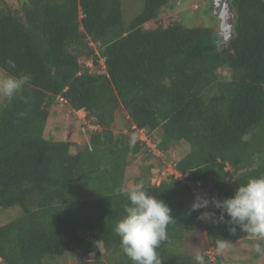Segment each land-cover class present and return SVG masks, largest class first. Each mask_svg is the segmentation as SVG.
I'll use <instances>...</instances> for the list:
<instances>
[{"label": "trees", "instance_id": "trees-1", "mask_svg": "<svg viewBox=\"0 0 264 264\" xmlns=\"http://www.w3.org/2000/svg\"><path fill=\"white\" fill-rule=\"evenodd\" d=\"M178 1L145 0L127 27L121 0H0V69L32 76L0 101V264H132L113 231L131 177L174 217L162 264H195L183 250L198 224L214 252L219 238L250 240L191 205L264 175V0H233L235 36L222 51L212 28L159 17ZM58 103L87 123L52 138ZM183 143L175 173L153 183ZM201 255L223 264L220 253Z\"/></svg>", "mask_w": 264, "mask_h": 264}, {"label": "clouds", "instance_id": "clouds-1", "mask_svg": "<svg viewBox=\"0 0 264 264\" xmlns=\"http://www.w3.org/2000/svg\"><path fill=\"white\" fill-rule=\"evenodd\" d=\"M225 11L226 7L220 17ZM6 63L10 68L16 67L12 60ZM31 79L28 73L0 76V98L12 100ZM126 195L128 203L124 206L125 215L115 222L113 229L120 238L122 254L132 264H162L158 249L168 240L167 229L174 222L170 207L157 196L149 194L143 181L132 185ZM209 207L217 210L219 215L217 211H208ZM191 211H199L198 219L205 222L225 223L230 226L228 231L231 235H236L239 229L256 241L253 244L255 252L264 255V175L250 178L246 184L239 185L233 196L228 198L208 197L207 193L198 195L191 205ZM230 244L231 241L227 239L216 240L218 251L225 250ZM194 261L195 264H206L204 256L199 253L194 256Z\"/></svg>", "mask_w": 264, "mask_h": 264}, {"label": "rangeland", "instance_id": "rangeland-1", "mask_svg": "<svg viewBox=\"0 0 264 264\" xmlns=\"http://www.w3.org/2000/svg\"><path fill=\"white\" fill-rule=\"evenodd\" d=\"M121 5L123 22L124 25L128 27L132 21L144 11L145 0H121ZM213 5L214 4L210 0H186L181 5H176L175 2H171L160 9L159 17L163 18L171 15H178L182 20L183 26L186 28L209 27L216 33L221 24L220 17L216 14L219 13V15H221L222 9L220 7V1L214 7L215 9ZM221 74L226 79L230 77L228 70L221 71ZM4 75L8 74L0 69V76ZM2 99L4 98H0V101ZM60 104L61 103L56 104V111L52 113V117L50 116L47 124L48 131L52 138L54 133L56 136H59L66 130L76 131L79 129L81 123H87L84 113H79L78 116H75L73 113H68L65 107ZM126 119V113L121 111L115 122V125L117 124V129H114L115 132L123 133L120 128L123 126V122ZM188 151L189 148L184 143L171 148L167 155L161 158L164 168H160L162 170L157 172L158 174L153 177V183L159 184L167 174L175 173L172 164L184 157ZM157 154L161 156L159 152ZM138 158L141 159L142 157ZM133 179L134 177H131L128 180L126 187L130 188L133 185ZM10 211L7 214H11ZM197 224L198 223H196L195 226ZM194 228V232L185 239V249L183 250L185 253L191 255H196L198 253L204 254L209 256L211 261H216V254L220 253L223 264H264V255L257 254L253 248V244L256 241L252 239L242 240L223 251L214 252L208 247L206 236L205 234L202 235L200 224ZM67 261L71 262L72 260L68 258Z\"/></svg>", "mask_w": 264, "mask_h": 264}, {"label": "water", "instance_id": "water-1", "mask_svg": "<svg viewBox=\"0 0 264 264\" xmlns=\"http://www.w3.org/2000/svg\"><path fill=\"white\" fill-rule=\"evenodd\" d=\"M24 1V0H23ZM186 0H179L177 5H181ZM226 8L228 18L220 17V26L218 28L217 34L214 36V45L219 51H222L227 45H229L231 39L235 36L234 27L237 20V15L235 13L234 7L231 4V0H227Z\"/></svg>", "mask_w": 264, "mask_h": 264}, {"label": "flooded vegetation", "instance_id": "flooded-vegetation-1", "mask_svg": "<svg viewBox=\"0 0 264 264\" xmlns=\"http://www.w3.org/2000/svg\"><path fill=\"white\" fill-rule=\"evenodd\" d=\"M214 5H213V8L218 4V2L220 1V7L222 9V11L224 10V8L226 7V4H227V0H210ZM232 3H233V0H232ZM231 3V4H232ZM233 6V5H232ZM234 7V6H233ZM215 9V8H214ZM235 9V7H234ZM217 16L220 17L219 13H217Z\"/></svg>", "mask_w": 264, "mask_h": 264}, {"label": "bare ground", "instance_id": "bare-ground-1", "mask_svg": "<svg viewBox=\"0 0 264 264\" xmlns=\"http://www.w3.org/2000/svg\"><path fill=\"white\" fill-rule=\"evenodd\" d=\"M223 18H228V14L226 13V11L224 12V14L222 15Z\"/></svg>", "mask_w": 264, "mask_h": 264}]
</instances>
